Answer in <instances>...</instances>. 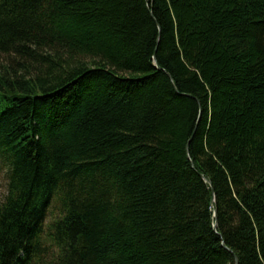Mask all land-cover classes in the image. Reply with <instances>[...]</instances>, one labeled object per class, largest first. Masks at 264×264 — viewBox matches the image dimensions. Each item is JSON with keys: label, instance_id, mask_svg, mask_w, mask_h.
<instances>
[{"label": "trees", "instance_id": "1", "mask_svg": "<svg viewBox=\"0 0 264 264\" xmlns=\"http://www.w3.org/2000/svg\"><path fill=\"white\" fill-rule=\"evenodd\" d=\"M0 56V264H264V0H0Z\"/></svg>", "mask_w": 264, "mask_h": 264}, {"label": "rangeland", "instance_id": "2", "mask_svg": "<svg viewBox=\"0 0 264 264\" xmlns=\"http://www.w3.org/2000/svg\"><path fill=\"white\" fill-rule=\"evenodd\" d=\"M4 62L3 57L0 56V64ZM5 193V180L4 173L0 172V200L3 198Z\"/></svg>", "mask_w": 264, "mask_h": 264}, {"label": "water", "instance_id": "3", "mask_svg": "<svg viewBox=\"0 0 264 264\" xmlns=\"http://www.w3.org/2000/svg\"><path fill=\"white\" fill-rule=\"evenodd\" d=\"M213 200H214V199H213ZM236 264H238V263H237V258H236Z\"/></svg>", "mask_w": 264, "mask_h": 264}]
</instances>
